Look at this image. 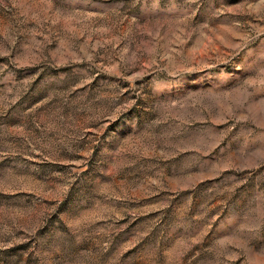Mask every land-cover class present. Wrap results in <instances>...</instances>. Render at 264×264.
Returning a JSON list of instances; mask_svg holds the SVG:
<instances>
[{
	"label": "rangeland",
	"instance_id": "obj_1",
	"mask_svg": "<svg viewBox=\"0 0 264 264\" xmlns=\"http://www.w3.org/2000/svg\"><path fill=\"white\" fill-rule=\"evenodd\" d=\"M0 264H264V0H0Z\"/></svg>",
	"mask_w": 264,
	"mask_h": 264
}]
</instances>
